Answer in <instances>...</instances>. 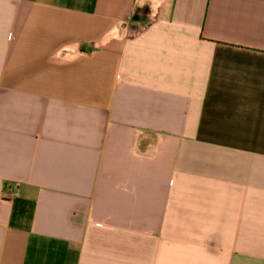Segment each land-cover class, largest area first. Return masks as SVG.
I'll use <instances>...</instances> for the list:
<instances>
[{
	"label": "crops",
	"instance_id": "crops-1",
	"mask_svg": "<svg viewBox=\"0 0 264 264\" xmlns=\"http://www.w3.org/2000/svg\"><path fill=\"white\" fill-rule=\"evenodd\" d=\"M0 264H264V0H0Z\"/></svg>",
	"mask_w": 264,
	"mask_h": 264
}]
</instances>
